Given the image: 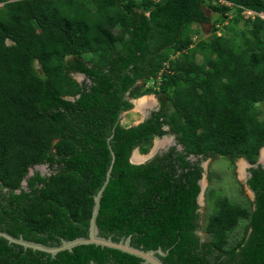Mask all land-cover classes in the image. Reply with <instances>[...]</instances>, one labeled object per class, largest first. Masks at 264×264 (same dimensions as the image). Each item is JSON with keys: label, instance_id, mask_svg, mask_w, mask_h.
Here are the masks:
<instances>
[{"label": "trees", "instance_id": "1", "mask_svg": "<svg viewBox=\"0 0 264 264\" xmlns=\"http://www.w3.org/2000/svg\"><path fill=\"white\" fill-rule=\"evenodd\" d=\"M0 5L1 231L52 247L87 237L112 148L101 236L162 248L166 264H264V168L257 164L264 147V0ZM245 11L257 15L246 19ZM207 24L212 35L204 38L200 26ZM159 74V110L124 127L120 117L134 106L128 93H141L135 86ZM167 135L175 145L131 163L134 151L147 153ZM218 157L254 166L247 185L255 200L246 196L242 206L219 197L217 211L203 215L202 164ZM241 221L242 237L233 242ZM0 264L143 263L96 245L52 257L0 237Z\"/></svg>", "mask_w": 264, "mask_h": 264}, {"label": "rangeland", "instance_id": "2", "mask_svg": "<svg viewBox=\"0 0 264 264\" xmlns=\"http://www.w3.org/2000/svg\"><path fill=\"white\" fill-rule=\"evenodd\" d=\"M227 5H230L227 3ZM2 6V5H0ZM208 15L212 13L207 10ZM245 18L248 19L249 17L252 20L255 18L257 13L252 11H245L244 12ZM261 18L264 19V13L258 14ZM232 17V16H230ZM244 22L239 23V27L244 28ZM227 23L219 24L220 31L218 32L219 35L224 34L226 32ZM202 36L204 38H209L212 35V26L211 24L201 25ZM174 59V57L172 58ZM198 61L203 62V58L198 56ZM168 68L166 64L165 69ZM76 79L79 82H82L84 78L76 76ZM160 82H161V74H159L157 80L149 79L143 80L137 84L138 87L142 92L136 95H132L128 93V98L131 99L130 101L133 103V108L127 113H123L121 117V124L124 127H132L138 125L140 122H143L146 119L148 114H151L153 111H157L160 108L161 101L159 93L160 89ZM144 95V96H143ZM143 96V97H141ZM141 97V98H139ZM139 98V99H137ZM142 98H148L149 100L143 101L140 103ZM141 104V105H140ZM140 109H139V108ZM264 107V104H263ZM175 143V136L174 135H167L163 138H156L152 145H150V149L147 153H143L144 155H152L153 152L156 150L157 153L163 150H167L169 147L173 146ZM137 153V152H136ZM135 153V154H136ZM135 154L132 157V162L134 161ZM144 161V160H143ZM247 161L245 159H238L235 160L234 164L230 162L229 159L218 157L216 160H209L204 163L206 166V170L204 172V179L205 183L203 186V197L200 201L201 212L203 215H208L210 212L217 211V198H228L230 201L237 205H242L247 203L246 196L249 198H253V193L246 185V176H247ZM140 164V163H135ZM264 164V161H263ZM41 169V168H40ZM41 171H46L45 168H42ZM45 173V172H44ZM215 191L211 194V200H208L209 194L211 190ZM243 189V190H242ZM246 222L241 221L239 225L234 229L232 233V241L236 242L241 239L243 229L245 227Z\"/></svg>", "mask_w": 264, "mask_h": 264}, {"label": "water", "instance_id": "3", "mask_svg": "<svg viewBox=\"0 0 264 264\" xmlns=\"http://www.w3.org/2000/svg\"><path fill=\"white\" fill-rule=\"evenodd\" d=\"M77 76H79L81 78H85L84 75H77ZM112 138H113V136L110 137V140ZM134 152H133V154H134ZM263 152H264V147L261 150L260 157L258 160V164L263 163V161H262ZM111 154H112L113 159H112L111 166L107 172L106 180H105L102 188L94 196L93 212H92V216L90 219L89 235L87 237H78V238H76L74 240H70V241L62 239L61 245L57 246V247L44 245L42 243H37L34 241H28V240L24 239V237H22V236L21 237H14V236L10 235L9 233L3 232L1 230H0V237L7 239L10 243L22 245L25 249L31 248L33 250L49 253L52 255V257H55L61 251H65V250L73 251V249L78 247V246L96 245V246H101L103 248L118 250V251H121L123 253H127L129 255L140 258L142 260L143 264H166L161 259V257H165L168 254V252H165L162 248H159L157 250H144L142 248H137V247L133 246L131 237L121 238L119 241H115L112 237H104V236L100 235V229H99L97 220H98V216H99L100 209H101V199L103 197L105 189L107 188V186L111 180L112 170H113V166H114V163L116 160V155H115L114 151L112 150V148H111ZM133 154H132V156H133ZM156 154H157V151L155 150L153 152V154L150 155V157L146 161H144L140 164H143V163L151 160ZM37 168L42 169L45 167L40 166ZM204 168L206 169L205 165H204ZM263 168H264V165H263ZM30 173L33 174L34 170L32 169L30 171ZM204 183H205V179L203 176V179L200 181V186H201L202 190H201V193L198 197L199 204H200L201 198L203 197ZM26 184H27V182L24 181V185H26Z\"/></svg>", "mask_w": 264, "mask_h": 264}, {"label": "flooded vegetation", "instance_id": "4", "mask_svg": "<svg viewBox=\"0 0 264 264\" xmlns=\"http://www.w3.org/2000/svg\"><path fill=\"white\" fill-rule=\"evenodd\" d=\"M121 116H123V113H122ZM149 117H150V114H148V115L146 116V119H148ZM120 119H121V117H120ZM146 119H144V121H145ZM144 121H143V122H144ZM120 122H121V120H120ZM140 123H142V122H140ZM140 123H139V124H140ZM175 144H176V140H175V143H174L173 145H175ZM137 150H139V149H137ZM139 152H140V150H139ZM140 153H141V152H140ZM131 158H132V157H131ZM215 160H216V159H215ZM208 161H209V160H208ZM245 161H247V160H245ZM131 163H133L132 160H131ZM204 163H205V162H204ZM204 163L202 164L203 168H204ZM246 164H247V166L249 167L248 170H247V173H248V174H247V176H246V185H247V181H248V179L251 177V174H250V171H249V170H250L252 167H254V166H253L252 164H250L248 161H247ZM257 164H258V163H257ZM260 165H262V163H261ZM262 167H263V165H262ZM45 169H46V171H44V172L47 173V172H48V167H46ZM205 170H206V169L204 168V172H205ZM41 172H42L43 174H45L43 171H41ZM30 175H33V174L30 173ZM26 182H27V181H26ZM22 185H23V187H25L27 184L24 185V182H23ZM247 187H248V185H247ZM248 188H249V187H248ZM249 189H250V188H249ZM250 191H251V189H250ZM251 192H252V191H251ZM252 193H253V192H252ZM250 199H251L252 201L255 200V195H254V193H253V198H250ZM200 210H201V209H200Z\"/></svg>", "mask_w": 264, "mask_h": 264}, {"label": "bare ground", "instance_id": "5", "mask_svg": "<svg viewBox=\"0 0 264 264\" xmlns=\"http://www.w3.org/2000/svg\"><path fill=\"white\" fill-rule=\"evenodd\" d=\"M146 100H149L148 98H142L141 100H140V103L141 102H143V101H146ZM135 105V104H134ZM141 105V104H140ZM139 108V107H138ZM140 109V108H139ZM129 112V111H128ZM125 113H127V112H125ZM137 152V153H136ZM136 153V154H135ZM134 154H135V157H134V161H136V162H134V163H142V162H144V161H146L149 157H150V155H143V154H141L140 152H139V150H136L135 152H134ZM133 154V155H134ZM263 154H264V152H263ZM263 157H264V155H263ZM264 159V158H263ZM144 160V161H143Z\"/></svg>", "mask_w": 264, "mask_h": 264}, {"label": "clouds", "instance_id": "6", "mask_svg": "<svg viewBox=\"0 0 264 264\" xmlns=\"http://www.w3.org/2000/svg\"><path fill=\"white\" fill-rule=\"evenodd\" d=\"M133 164H135V163H133ZM37 167H40V166H37ZM42 167H45V168H46L47 166H42ZM37 169H39V168H37ZM40 170H41V169H40Z\"/></svg>", "mask_w": 264, "mask_h": 264}, {"label": "crops", "instance_id": "7", "mask_svg": "<svg viewBox=\"0 0 264 264\" xmlns=\"http://www.w3.org/2000/svg\"><path fill=\"white\" fill-rule=\"evenodd\" d=\"M264 155V154H263ZM264 157L262 156V161H264V159H263ZM263 164V163H262ZM264 165V164H263Z\"/></svg>", "mask_w": 264, "mask_h": 264}, {"label": "built area", "instance_id": "8", "mask_svg": "<svg viewBox=\"0 0 264 264\" xmlns=\"http://www.w3.org/2000/svg\"><path fill=\"white\" fill-rule=\"evenodd\" d=\"M256 14V13H255Z\"/></svg>", "mask_w": 264, "mask_h": 264}]
</instances>
